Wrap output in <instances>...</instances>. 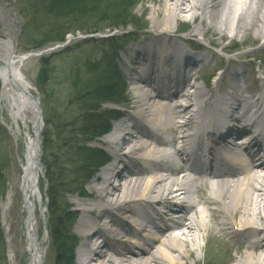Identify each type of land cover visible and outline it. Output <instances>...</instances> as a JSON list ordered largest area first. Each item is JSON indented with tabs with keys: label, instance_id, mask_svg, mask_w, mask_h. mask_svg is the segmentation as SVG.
<instances>
[{
	"label": "bare ground",
	"instance_id": "bare-ground-1",
	"mask_svg": "<svg viewBox=\"0 0 264 264\" xmlns=\"http://www.w3.org/2000/svg\"><path fill=\"white\" fill-rule=\"evenodd\" d=\"M150 1L151 35L133 41L127 52L129 77L137 85L138 113L129 117L135 129L122 122L126 134L104 140L113 155L110 163L91 171L92 194H78L72 203L79 217L76 236V221L70 225L80 243L78 264H199L206 256L221 257L225 264H264V85L242 58L225 62L205 45L173 35V24L189 20L200 23L194 31L210 48L229 54L262 43L264 53V0ZM0 21L15 33L17 21L1 6ZM229 36L231 47L225 46ZM12 41L0 58V112L11 133L25 142L20 188L28 212L29 264H44L47 248L37 230L45 175L40 107L22 72L28 58L16 54ZM202 66H211V74L224 69L217 96L209 97L200 85L187 92L191 69ZM238 135L248 139L251 170L240 156L227 163L225 144ZM203 170L214 177L202 179ZM119 179L123 184L115 186ZM13 197L10 187L4 213ZM176 210L182 220L170 224L167 213ZM109 226H114L110 232ZM140 226H151L160 236L147 241ZM196 252L202 257L195 258ZM9 260L15 264L10 247Z\"/></svg>",
	"mask_w": 264,
	"mask_h": 264
},
{
	"label": "rangeland",
	"instance_id": "rangeland-1",
	"mask_svg": "<svg viewBox=\"0 0 264 264\" xmlns=\"http://www.w3.org/2000/svg\"><path fill=\"white\" fill-rule=\"evenodd\" d=\"M36 2H38V0H0V6L5 10L6 14L10 18L17 21L15 33H12V30L0 21V58L7 55V52L5 51V44L8 43L10 39L14 38V36H17L15 44L16 54L21 56L34 54V56L29 57L25 61L22 72L25 78L30 82L36 98L41 102L45 124L44 131L42 132V158L44 161L46 160V163H53L59 167L61 172L66 174H64V180L69 183H75L71 188L73 194L63 196L61 198L63 200L60 201L61 207L62 205L70 204V213H73L77 211V208L73 206L72 203L77 201L76 198H78V194L80 193L78 184L83 183V173L80 171L76 178V175L74 172H71V170L75 171L76 167L83 161V158L87 156L86 154H88V152L81 151V154L77 150L73 151L69 148L65 150L63 141L66 138L68 140L70 139L72 142L77 140L79 143L78 146H80L84 143H87V140H90L87 144L88 147L93 150L98 149L105 151L109 158L113 156L111 154V150H109L108 147L103 144L102 138L97 139L93 133H87L86 135L78 133L82 128L83 114L80 108L82 107L81 102L76 101L77 95L79 94V91L76 89L80 88V90H82L89 80L92 82L94 79H97V77L100 78L101 75L107 76L109 72L105 69V67H109L111 63L109 62V57L113 56V59L120 67V71L122 72L124 79L127 81L128 88L122 101H118L117 104H113L112 102L110 104H106L102 107V111L116 110L125 116L136 115L138 113V109L134 108L136 94L131 92L129 71L127 70L126 65L129 63L127 60V52L132 44H134L133 41L140 42L143 41L145 36L151 35L152 13L150 11L153 9L152 7H154V5L150 0H138L139 3L133 8L130 14L131 17L128 18V21L130 22L132 20L135 21L136 19L137 22L134 23L132 21V24L128 27H121L110 32L109 30H102L104 25L98 24L97 29L102 30L99 34L93 35L77 33L69 36L65 45H53L40 51L25 53L19 49L18 40L19 38L21 39V35H23L25 27H27V30L25 31L34 32L36 24L43 16V14H40L41 12H39L40 8L34 4ZM108 11H112V14H114V10H110L108 8ZM112 14L107 12L106 15L110 17ZM93 19L95 18L91 19L88 17L86 23L93 25ZM173 25L175 30V33H173L174 36H178L176 35L177 31H179L181 27L184 29L188 28L189 32L183 34V38H191L188 41L205 45L208 47L209 51H212V53L216 56L223 58L225 62L228 60L242 58L243 61L249 64L251 63L254 68V76L256 77V80L260 84L264 85V64H262L264 63V53L260 52V47L263 45L262 43L258 44V46H248L249 48L247 50H242L233 54H228L225 52L222 53L220 49L210 48L209 43L194 31L196 27L200 28L199 22H197L196 25H193L189 20H181ZM182 36L179 35V37ZM110 37L119 38V47L120 45L123 47L122 53L115 55L111 52L109 45H106L107 40ZM230 38L232 37L229 36V39L225 41V46H233L230 45ZM46 57H49L48 60L50 61L48 66L49 76L48 85L46 89H44V94H42L37 85H39L42 59ZM90 63H98V67L103 68V71L105 72L97 71L96 73H93V71H89L88 65ZM214 63L215 61L213 64ZM223 71L224 69L217 70L214 74H210L209 76H206L205 70H202L201 72H194L198 73V76H201V74L202 76L198 80L194 79L193 76L191 77L187 92L191 93L193 89L192 87L200 85L204 88L206 93H209V97L211 95L215 96L216 94H219L221 86L219 81ZM6 120V114L4 115L3 119L0 112V156L5 159V164L7 163L5 166L6 169L4 171L5 190L3 195L0 197V222L3 232L5 233V243L8 251L7 257L9 256L10 247L15 255V264H29L30 254L27 249L28 234L26 229V218L28 216V212L23 208L24 198L20 188L22 173L21 163L25 152V142L22 138L18 139L11 133L8 125L6 124ZM119 122H117L116 125H118ZM71 125H74V127ZM167 138L169 139L171 137L168 136ZM67 150L71 151L73 157H70V154L65 153ZM65 154H68L69 157H64ZM92 160L93 159L91 158L90 161L93 165L96 162ZM46 172L47 166H45V175L41 177L40 182L43 206H38L37 209V230L39 236L44 241L43 246L47 248L44 264H56V251L51 237V220L49 212L48 183ZM95 178L96 174L92 175L90 180L85 183L84 192H87V194H92L90 185L95 180ZM119 184H121L120 179L114 181L115 186H118ZM10 187H14V197L9 212L7 211V213H4L3 204L5 203ZM43 208H45L46 211L44 214L42 212ZM73 218L75 219L74 222H76L72 232L76 236V223L79 217H77L76 220V216L74 217L73 215ZM76 243L75 264H78L80 243L78 241ZM208 248L211 247L209 246ZM201 257L202 252H196L195 258ZM208 262L209 264H225L221 257L211 258L210 261L209 256H206L205 260H202L199 264H208ZM187 264L195 263L194 260H188Z\"/></svg>",
	"mask_w": 264,
	"mask_h": 264
},
{
	"label": "trees",
	"instance_id": "trees-1",
	"mask_svg": "<svg viewBox=\"0 0 264 264\" xmlns=\"http://www.w3.org/2000/svg\"><path fill=\"white\" fill-rule=\"evenodd\" d=\"M138 0H38L34 3L40 8V14H43L41 20L36 24L34 32H27L24 29L23 35L19 40V48L23 51L40 50L54 44L64 43L70 34H97L102 30H116L121 27H128L132 23L128 21L131 17V11L138 4ZM114 10V14L112 11ZM39 10V9H38ZM110 12L112 16L106 14ZM90 17L93 19V25L87 24L86 20ZM91 22V21H90ZM137 22V19L133 21ZM98 24L104 25L102 30L97 29ZM111 52L117 55L121 52L119 47V38L113 37L107 40ZM49 57L42 59V68L39 75L38 88L42 94L48 85V66ZM109 57L110 65L105 69L109 74L101 75L100 78L94 79L92 82L87 81L82 90L76 89L77 102H81L82 110V128L78 132L82 135L93 133L95 137H100L111 128V122L116 118V111H102V107L109 101L114 103L122 101L126 94V83L122 75L116 69L114 61ZM98 63L89 64V71L96 73L103 71L98 67ZM84 92V93H82ZM74 127V125H71ZM72 133V132H71ZM73 134V133H72ZM87 143L78 146L77 140L73 142L65 139L64 149L67 148L78 151H87L83 161L76 167L74 174L80 171L83 173V183L78 184L80 193L84 192V185L92 177V170L98 169L106 162V154L102 150H93L87 146ZM86 142V141H85ZM81 144V143H80ZM70 157L73 155L67 150ZM86 153V152H85ZM65 154L64 157H69ZM82 154V153H81ZM95 161L91 164L90 159ZM79 160V159H78ZM77 160V161H78ZM5 159L0 156V197L4 193V171L6 169ZM46 163V160H45ZM47 166V183L49 197V212L51 220V237L54 242L56 251V264H75L76 240L70 232V225L74 222L73 215L70 213V207L66 205L60 206V201L65 195H72V185L75 183L67 182L63 179L66 175L61 169L53 163H46ZM65 174V175H64ZM51 179V180H50ZM63 203V202H62ZM0 264H8L7 247L5 243V235L0 222Z\"/></svg>",
	"mask_w": 264,
	"mask_h": 264
},
{
	"label": "water",
	"instance_id": "water-1",
	"mask_svg": "<svg viewBox=\"0 0 264 264\" xmlns=\"http://www.w3.org/2000/svg\"><path fill=\"white\" fill-rule=\"evenodd\" d=\"M38 105H40L39 102H38Z\"/></svg>",
	"mask_w": 264,
	"mask_h": 264
}]
</instances>
